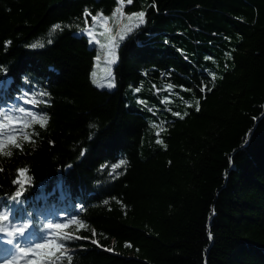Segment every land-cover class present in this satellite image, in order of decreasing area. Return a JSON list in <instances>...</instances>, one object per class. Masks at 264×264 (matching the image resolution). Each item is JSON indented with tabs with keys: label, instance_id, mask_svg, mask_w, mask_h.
I'll use <instances>...</instances> for the list:
<instances>
[{
	"label": "trees",
	"instance_id": "1",
	"mask_svg": "<svg viewBox=\"0 0 264 264\" xmlns=\"http://www.w3.org/2000/svg\"><path fill=\"white\" fill-rule=\"evenodd\" d=\"M119 5L0 0V233L33 226L12 264H264V0H124L146 22L101 88L82 29Z\"/></svg>",
	"mask_w": 264,
	"mask_h": 264
},
{
	"label": "snow or ice",
	"instance_id": "2",
	"mask_svg": "<svg viewBox=\"0 0 264 264\" xmlns=\"http://www.w3.org/2000/svg\"><path fill=\"white\" fill-rule=\"evenodd\" d=\"M127 2H128L129 4H131V3H132V0H127ZM120 4H121V7H120V8H117L116 11L119 12L121 15H123L122 7H123V4H124V0H120ZM87 15H91V14L88 13ZM92 19H93V21L95 22V21L99 20L100 17L93 16ZM127 19H128V21H129L130 23L135 22V23H134V27H139V26L143 25V24L146 22V21H145V13L142 12V11L139 12V13H133V14H131V15H128V16H127ZM104 23L107 24V18L104 19ZM125 28H126V33H131V32L133 31V27H129V26L126 25ZM57 29H61V30H62V26H61L60 24H56V25L53 26L52 31L55 32ZM82 31H84L87 35H89V37H90V43L93 42V41H96V37H95L94 35H92V29L85 28V29H82ZM126 33L122 32V34L120 35V39H121V40H123V39L125 38V34H126ZM101 35H103V33H101ZM112 40L114 41V40H115V37H113ZM49 42H51V41H49ZM96 42L98 43V41H96ZM31 46H32V47H38V46H42V45H40V44H33V45H31ZM114 46H115V45L113 44V47H114ZM109 55L114 56V52L110 51V52H109ZM111 62L114 63V62H115V59H113ZM95 75H96V74L93 73V77H95ZM213 78H214V77H213ZM93 83H96L97 86H98V87H101V88H103V87H105V86H107L108 88H112V87L115 86L114 83H113L112 81H108L107 84H105V83L98 82V81H96V80L94 79V80H93ZM169 87H171V86H169ZM137 91H139V89H137ZM198 104H199V101H197V105H198ZM196 110L199 111V108L197 107ZM20 111H23V109H20ZM175 115L179 116L180 113H175ZM47 121H48V117H47L46 115L40 117V118L37 120V122L41 124V127L45 126V125L47 124ZM162 130H163V129H162ZM158 134H159V133H158ZM25 139H28V137L25 136ZM161 142H162V141H158V143H161ZM16 147H17V148H20L21 145L17 144ZM5 155H11V153L8 152V153H5ZM126 163H127V162H126L125 160H121L118 164L112 166L113 171H115L116 168H119V167H121L122 165H125ZM26 171H27L26 169H21V170H20V176H21V177L25 176ZM15 182H16L17 184L20 185V188H21V190H22V189H23V185H24V183H26L27 181L25 180V181L22 182L21 180L18 179V180L15 181ZM20 195H21V191H17V192L15 193V197H13V199L19 197ZM5 219H8V216L5 215L4 213H0V220H5ZM27 227H28V225L25 224L24 226H22V227H20V228L17 229V231L20 233L21 236L24 235V230H25V228H27ZM47 227H48L49 229H51V228L63 229V228H67V227H69V225H68V224H54V225H53V224H48ZM10 235H12V234L10 233ZM65 239H69V237H65ZM8 244H9V245H13V241H12L11 239L8 240ZM62 246H63V245L56 244L54 241H51V240H49L47 243H36V244H35V248H36V249H45V250H47V249H53V248H55V249H59V248L62 247ZM5 251H6V252H9V251H10V252L13 253V254L16 253V252H19V253H21V254H28V253H32V254H34V251H33V249L31 248V246H29V247L26 249L25 247H23V246L21 245V243H15V245H14L10 250H9V249H6ZM52 254H54V253L49 252V255H52ZM36 264H43V261H38V262H36Z\"/></svg>",
	"mask_w": 264,
	"mask_h": 264
},
{
	"label": "rangeland",
	"instance_id": "3",
	"mask_svg": "<svg viewBox=\"0 0 264 264\" xmlns=\"http://www.w3.org/2000/svg\"><path fill=\"white\" fill-rule=\"evenodd\" d=\"M121 7V4L118 8ZM124 7V4H123ZM122 7L123 15H121L119 12L116 11L114 14L113 19H107V24L104 23V19H101V24L103 25L102 33L104 35L101 36V39H98V35L96 37V41H98L99 46V55L96 58L95 67L92 72V78L95 79L98 82L107 84L108 81H112L114 83V78L112 74V65L113 62H111L113 59H116V48H117V42L120 39V35L122 32L126 33L125 26L134 27V23H130L127 19L128 15H131L133 13H139V12H133L131 14L125 13L124 8ZM127 34V33H126ZM125 34V35H126ZM115 37V40L113 41L112 38ZM95 41V42H96ZM113 44L115 45L113 47ZM114 52V56L109 55V52ZM93 73H95V77H93ZM107 87V86H105ZM25 224L22 223L21 227ZM27 228L24 230V235L27 234ZM29 236V234H28ZM17 253H14L13 255L9 256L7 259L17 260L19 257L17 256ZM7 259L0 262V264H3Z\"/></svg>",
	"mask_w": 264,
	"mask_h": 264
},
{
	"label": "crops",
	"instance_id": "4",
	"mask_svg": "<svg viewBox=\"0 0 264 264\" xmlns=\"http://www.w3.org/2000/svg\"><path fill=\"white\" fill-rule=\"evenodd\" d=\"M94 28L96 29V31L98 32V37H99V40L101 39V33H102V28H103V25L100 23V22H96L95 24H94ZM103 35H104V33H103Z\"/></svg>",
	"mask_w": 264,
	"mask_h": 264
},
{
	"label": "bare ground",
	"instance_id": "5",
	"mask_svg": "<svg viewBox=\"0 0 264 264\" xmlns=\"http://www.w3.org/2000/svg\"><path fill=\"white\" fill-rule=\"evenodd\" d=\"M108 19H110V18L108 17Z\"/></svg>",
	"mask_w": 264,
	"mask_h": 264
},
{
	"label": "built area",
	"instance_id": "6",
	"mask_svg": "<svg viewBox=\"0 0 264 264\" xmlns=\"http://www.w3.org/2000/svg\"><path fill=\"white\" fill-rule=\"evenodd\" d=\"M108 19V17H106Z\"/></svg>",
	"mask_w": 264,
	"mask_h": 264
}]
</instances>
